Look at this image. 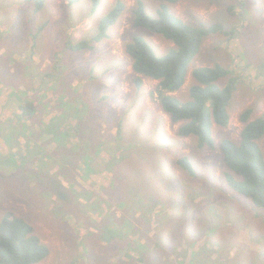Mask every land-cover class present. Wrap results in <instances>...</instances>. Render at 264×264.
Returning a JSON list of instances; mask_svg holds the SVG:
<instances>
[{
    "label": "rangeland",
    "instance_id": "1",
    "mask_svg": "<svg viewBox=\"0 0 264 264\" xmlns=\"http://www.w3.org/2000/svg\"><path fill=\"white\" fill-rule=\"evenodd\" d=\"M22 1L23 5L0 0V154L11 155L9 147L20 149L21 156L43 150L51 166L39 178L45 181L46 174L52 176L63 188L56 191L66 197L55 191L53 196L39 198L36 207L21 189V179L26 177L17 176L8 185L11 175L0 166V221L13 209L35 226L51 250L39 264H159L156 260L162 264H264V217H256L264 210L253 207L226 183L219 151L224 138L239 140L244 128L239 117L245 109L252 108L255 118L264 113V0L169 4L189 25L224 24L227 29L205 41L185 86L175 94L187 99L192 71L198 67L218 63L240 76L229 108V127L214 128L216 150L199 149L195 137L179 136L181 125L173 124L152 99L157 81L145 79L142 95L135 92L126 43L141 35L158 54L172 46L159 35L134 27L138 0H125L127 10L110 35L83 52L70 51L68 44L96 34L100 20L118 0H101L91 16L86 13L93 0H81L75 7L68 0H48L43 14L31 22L32 5ZM143 1L155 16L150 12L161 2ZM43 23H47L45 30L34 40L32 31ZM26 90L46 105L42 122L37 119L33 130L30 122L24 127L15 122L1 126L18 114ZM120 118L124 119L121 133ZM34 131L40 135V144L46 141L37 151L28 150L37 144ZM102 141L107 150L99 151ZM152 148L161 150L159 156ZM86 155L92 162H86ZM184 155L191 157L196 179L176 164ZM67 158L77 164L71 167ZM111 159L114 166L106 170L103 161ZM23 171L29 175L27 169ZM125 190L130 196L140 192L148 202L139 196L133 210L126 208L119 203L124 198L119 191ZM1 212L7 213L1 218ZM137 258L142 259L137 262Z\"/></svg>",
    "mask_w": 264,
    "mask_h": 264
},
{
    "label": "trees",
    "instance_id": "2",
    "mask_svg": "<svg viewBox=\"0 0 264 264\" xmlns=\"http://www.w3.org/2000/svg\"><path fill=\"white\" fill-rule=\"evenodd\" d=\"M68 1L71 7H75L81 2V0ZM157 1L161 4L155 12L149 11L155 15L152 16L147 11L145 1L138 0L136 7L133 9V25L136 28H142L159 35L171 42L172 46L164 54H158L148 39L141 35L134 36L131 41L126 43L125 51L132 60L134 71L130 79L131 84L135 92L142 95L141 91L145 79L157 81L158 86L151 93L152 99L159 102L162 111L170 116L173 124L181 125L178 130L179 136L183 138L195 137L199 149L216 150L214 128L229 127L231 120L229 108L240 76L234 75L233 72L218 63L213 66L198 67L192 71L193 82L190 87H187V99L184 100L175 94L180 93L185 86L193 60L202 50L205 41L213 35L225 32L227 30L226 26L224 24L212 26L189 25L178 17L169 5L177 4L180 0ZM26 2L32 5L34 11V16L30 22L35 18H39L48 4V0H26ZM16 4L23 5L24 3L22 0H17ZM100 4L101 0H93L92 8H89L86 13L87 16L94 15ZM126 10L125 0L116 1L111 10L100 20L97 29L98 34H94L88 40L70 42L68 49L73 52L93 50L95 48L94 43L102 42L110 35V30L119 22ZM46 26L47 23L40 24L36 31H32L34 40L39 38ZM29 89L35 91V88L30 87ZM24 93L25 100L18 105V114L13 119H7L6 123L1 126L7 128L13 126L15 122L16 125L24 127L29 125L27 122H30L29 126L33 130V127L37 125V119L42 122V115L47 111L46 105L27 90ZM28 96L31 101H28ZM103 99L102 97L100 102ZM37 109L39 110L38 116ZM254 113L255 111L252 108H247L240 114L239 119L244 128L240 133L239 140L224 138L219 144V151L223 158L225 168L223 174L226 183L243 198L251 201L253 207L264 210V113L256 118ZM123 120L120 118L118 123L119 133L123 129ZM38 138H40V135L34 131L33 141L37 144L30 146L28 150L37 151L38 148L43 146V143H46L44 140L40 144L41 139ZM76 145L77 143H75ZM150 146H152V143ZM9 149L13 152L11 155L0 154V166L6 169V175H11L8 185L13 184L11 179H15L17 176L26 177L21 179L22 182L24 181L21 184V189L29 194V200L36 207L39 198L42 200L45 197L53 196L56 192L62 197H66L65 194L56 191L63 190V188L56 183L52 176L46 174L48 180L45 181L39 178L51 166L50 160L41 153L43 150L37 151L39 153L35 156L34 153L21 156L18 155L20 149L18 151H14L15 147H9ZM103 149H106L104 141L101 142L98 150ZM153 151L158 156L161 152L160 149H153ZM67 159L71 167L77 164L73 158L71 160ZM84 159H87L86 162H89V160L92 162L88 155ZM103 162H107L106 170H109L111 164L114 166L113 159ZM176 164L190 177L196 179L197 170L190 156L179 157ZM62 166L65 167L64 164H59V167L63 168ZM24 169L28 170L29 175L24 173ZM82 169L86 171L88 166ZM65 170L67 172V169ZM111 170L115 171V169ZM1 175L0 173V178ZM162 176H165V174ZM34 180L36 182L32 183ZM116 182L118 183V180ZM52 186L55 190L50 188ZM119 195L124 196L119 203L132 210L138 203L139 196H143L140 197L141 201L148 202L147 196L141 195L140 192L130 196L125 190L119 191ZM213 201L215 200L213 199ZM211 209L217 210L214 206ZM7 212L9 213L6 214ZM7 212H1V218L6 215L0 221V264H39L46 260L50 256L51 250L36 234L35 226L24 217L17 215L13 209ZM142 216V220L145 222L147 218L144 214ZM256 217H264V211L262 216L257 214ZM118 237L123 239L121 234H118ZM141 259L137 258L135 261L138 262ZM156 262L162 264L160 260H156ZM108 263H110L109 260ZM211 264H213L212 261Z\"/></svg>",
    "mask_w": 264,
    "mask_h": 264
},
{
    "label": "bare ground",
    "instance_id": "3",
    "mask_svg": "<svg viewBox=\"0 0 264 264\" xmlns=\"http://www.w3.org/2000/svg\"><path fill=\"white\" fill-rule=\"evenodd\" d=\"M165 147V146H164Z\"/></svg>",
    "mask_w": 264,
    "mask_h": 264
}]
</instances>
